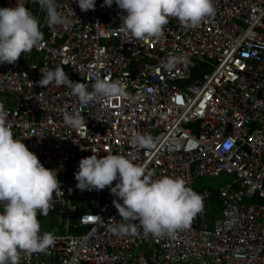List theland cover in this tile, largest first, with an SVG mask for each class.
<instances>
[{
    "label": "built area",
    "instance_id": "built-area-1",
    "mask_svg": "<svg viewBox=\"0 0 264 264\" xmlns=\"http://www.w3.org/2000/svg\"><path fill=\"white\" fill-rule=\"evenodd\" d=\"M18 2L39 19L44 39L0 65V103L14 138L57 172L61 189L37 218H57L64 229L47 253L21 264H264V0H214L215 15L199 27L169 18L163 37L145 41L121 32L115 3L96 0L94 11L83 12L75 0H56L73 19L66 29L49 28L34 0ZM16 5L0 0V8ZM169 54L185 58L171 72L161 68ZM55 67L89 91L97 78L119 80L128 95L83 105L66 86H39L40 71ZM61 109L80 112L85 127L66 126ZM137 133L157 139L151 150L131 145ZM109 153H132L154 178H183L202 197L203 211L172 237L145 234L139 221H130L136 235H114L110 221L122 218L110 188L85 202L75 180L82 158ZM223 175L233 180L218 191L194 189L201 178ZM214 197L220 216L211 226Z\"/></svg>",
    "mask_w": 264,
    "mask_h": 264
},
{
    "label": "clouds",
    "instance_id": "clouds-1",
    "mask_svg": "<svg viewBox=\"0 0 264 264\" xmlns=\"http://www.w3.org/2000/svg\"><path fill=\"white\" fill-rule=\"evenodd\" d=\"M34 2L45 11L49 28L72 26L73 19L58 10L56 0ZM75 2L83 12L95 10L96 0ZM113 3L122 13L121 32L141 41L163 37L169 18L195 29L215 15L214 0H103L102 7H111ZM43 39L39 19L18 0L15 7L0 8V65L14 64L23 53L38 48ZM184 60L183 56L169 54L161 61V68L171 72ZM40 72V87L66 86L83 105L93 100L124 99L128 95L119 80L97 78L89 91L86 84L72 82L64 68ZM61 112L66 126L73 130L85 127L80 112ZM7 116L4 104L0 103V264H21L23 258L47 253L56 243L54 233H41L37 217L38 212L48 214L52 195L61 189V182L55 170L45 168L21 139L14 138ZM156 142L151 134L140 133L130 140L134 148L144 150H151ZM155 176V170L147 163H136L132 153H109L101 158L95 154L82 158L75 180L80 191L110 188L116 197L113 205L122 218L110 221L114 235H136L137 226L130 221H139L145 234L172 237L178 230L188 228L193 217L203 211L202 197L187 187L183 178ZM92 218L102 222L99 216Z\"/></svg>",
    "mask_w": 264,
    "mask_h": 264
},
{
    "label": "rangeland",
    "instance_id": "rangeland-1",
    "mask_svg": "<svg viewBox=\"0 0 264 264\" xmlns=\"http://www.w3.org/2000/svg\"><path fill=\"white\" fill-rule=\"evenodd\" d=\"M1 98H6V97H1ZM9 106H12L13 103L10 102ZM233 180V178L231 176H221L218 178H211V177H205V178H201L199 180H197L194 189H204V188H209L212 190H219L222 187L227 186L231 181ZM95 191H80L78 193L79 199L81 201H85V202H92L95 200ZM216 206V201L215 200H211L209 201V207H208V217L210 220L211 226L213 225V222L216 218L219 217V212L217 213V215H214L211 213L212 207ZM217 212V211H216ZM41 233L44 232H52L55 234V232L52 230V228H49V225H53L55 226V229H59L62 227L63 223H61L57 218H53L51 217L50 219L46 220V221H41ZM146 246H148L151 249H153L151 244H147ZM138 255H146V253L144 252H140L139 250L136 252Z\"/></svg>",
    "mask_w": 264,
    "mask_h": 264
},
{
    "label": "crops",
    "instance_id": "crops-1",
    "mask_svg": "<svg viewBox=\"0 0 264 264\" xmlns=\"http://www.w3.org/2000/svg\"><path fill=\"white\" fill-rule=\"evenodd\" d=\"M212 200H215V199H212ZM218 207H219V203H216V206L215 207H212V210H211V213L213 214V213H216L215 215H217V213L219 212V216H220V210H218ZM217 211V212H216ZM209 212V211H208ZM48 220V219H47ZM46 221V220H45ZM49 228L51 229L52 228V230L54 231V229H55V226H54V224L53 225H49ZM55 232V231H54Z\"/></svg>",
    "mask_w": 264,
    "mask_h": 264
},
{
    "label": "trees",
    "instance_id": "trees-1",
    "mask_svg": "<svg viewBox=\"0 0 264 264\" xmlns=\"http://www.w3.org/2000/svg\"><path fill=\"white\" fill-rule=\"evenodd\" d=\"M63 180H68V178H66V177H63L62 178ZM213 199H215V201H216V203H218V200L216 199V197H214ZM219 208V207H218ZM54 231H55V235L56 234H64L63 232H64V229H63V227H61V228H59V229H54ZM74 233H77L78 231H73ZM78 233H80V232H78Z\"/></svg>",
    "mask_w": 264,
    "mask_h": 264
}]
</instances>
